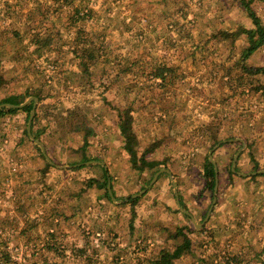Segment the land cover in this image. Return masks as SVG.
Here are the masks:
<instances>
[{
	"label": "rangeland",
	"instance_id": "374dc122",
	"mask_svg": "<svg viewBox=\"0 0 264 264\" xmlns=\"http://www.w3.org/2000/svg\"><path fill=\"white\" fill-rule=\"evenodd\" d=\"M74 5L75 17L91 9L78 22L96 57L88 75L72 53ZM251 6L264 26V0ZM50 19L54 49L33 54L31 35ZM252 27L238 0H0V100L26 97L41 138L25 133L22 109L0 118V250L11 262L154 264L184 234L190 251L169 264H264V76L240 67L264 65V43L243 58ZM158 64L173 74L152 78ZM75 108L91 133L72 131ZM125 110L151 169L131 165ZM206 159L217 188L204 220L214 198L200 179ZM102 165L112 201L85 186Z\"/></svg>",
	"mask_w": 264,
	"mask_h": 264
},
{
	"label": "trees",
	"instance_id": "16d2710c",
	"mask_svg": "<svg viewBox=\"0 0 264 264\" xmlns=\"http://www.w3.org/2000/svg\"><path fill=\"white\" fill-rule=\"evenodd\" d=\"M67 1V0H66ZM71 1V0H68ZM239 5L241 8L248 14V16L251 18V21L253 23L252 28H244L243 32L246 36L247 46L244 48V56L245 59L249 55H251L254 51H256L263 43H264V26L260 22V18L256 15L255 11L253 10L251 3L253 0H238ZM69 5V4H68ZM74 10L72 15L71 24H74L76 26L75 31V38H73V49L72 53H74L75 57H78V66L81 68V72L83 74H89V66L91 65L90 62H87V59H90L91 62L96 60L95 55H93V52L86 49V46L91 42L92 36L83 30V26L78 24L81 19L88 18L91 16V9H87L86 17L83 18V12L76 16L79 13V6H73ZM50 25L49 27H45L43 30H38L32 33V38L30 39V43L33 46L32 53L36 55H40V52L43 53L45 51L52 52L54 49L53 46L56 43V39L60 35V28L57 26L54 20L50 19ZM15 37L17 39H22V36L18 32H14ZM80 46V48H78ZM80 50V52H79ZM125 67V66H124ZM121 67L119 69V72L126 71L127 68ZM240 67L242 69V72L247 75H260L264 76V65L262 66H256L254 68H249L243 60H240ZM174 69L166 64H158L155 67H152L149 74L152 76V78L161 80H164L168 75L173 74ZM6 83L5 77L2 75L0 71V87L3 86ZM29 95V94H28ZM264 95V94H263ZM29 96L35 97L38 101L42 100V97L39 93H34ZM21 98V99H19ZM26 97L22 95L12 94L8 97L2 98L0 100V118H2L5 114L14 113L17 110H24L27 113V116H29V108L30 105H24L21 108L16 107H7V106H1L4 103L8 104H20L25 100ZM34 100L32 101V103ZM70 117L71 120H73L72 124V131H83L85 134L91 133L92 129L91 127H88L84 124L82 118L78 119L79 113L77 109L70 110ZM77 118V120H75ZM39 120V116L37 112L34 114L31 126H30V134L33 140H41L39 129L35 128V123H37ZM119 131L123 138L124 143V149L129 155V159L131 162V165L137 169V172L143 171L145 168L151 169L153 167L152 162H147L143 158V156L139 155L137 152V140L135 133L132 129L131 125V115L130 113L125 110L123 115L121 116L120 122H119ZM25 133L26 130H25ZM211 139L213 140L211 142V145H214L218 142V139L216 138V132H212ZM213 143V144H212ZM237 144H240V142H237ZM44 147L47 149V146L44 144ZM47 166H49L48 163H46ZM86 166L83 162H80L76 164L74 168L77 167H83ZM90 166V165H89ZM102 179L99 180L98 178H88L85 181L86 188L93 187L96 185L99 188H104L103 194L107 198V200L112 201V196L109 194V189L107 185L109 183V177L107 174V169L104 165H102ZM215 167L214 164L209 160H204L202 166H201V174L200 179L204 180V184L206 189H209L211 193H213V187L215 184ZM231 172V171H230ZM112 185H110V189ZM131 200V199H130ZM178 232L180 229L177 230ZM82 251V250H80ZM190 251V240L186 237V235L183 234V242L179 245H177L173 250H167L163 249L159 252L160 256L159 258L154 260V264H169L173 259L180 257L184 253H189ZM0 264H13L11 262L10 256L6 254L5 252L0 250Z\"/></svg>",
	"mask_w": 264,
	"mask_h": 264
},
{
	"label": "water",
	"instance_id": "95a60500",
	"mask_svg": "<svg viewBox=\"0 0 264 264\" xmlns=\"http://www.w3.org/2000/svg\"><path fill=\"white\" fill-rule=\"evenodd\" d=\"M30 99H33L34 100V102H36V98L35 97H31ZM27 101H29V100H27ZM27 102H24V103H22V104H17V105H14V104H8V103H4V104H2L1 106H7V107H22V106H24L25 104H26ZM33 115H34V108H32L31 109V111H30V113H29V117H28V123H27V133L28 134H30V123H31V120H32V117H33ZM38 144H40V146H42L41 145V143L39 142V141H36ZM42 151H43V149H42ZM44 153V152H43ZM237 154H238V152L235 154V157L237 156ZM49 160V159H48ZM49 162L51 163V161L49 160ZM213 162V161H212ZM161 171H166L167 172V170L166 169H161L160 171H158V172H156L155 173V175L153 176V178H152V180L150 181V184L156 179V177L158 176V173L159 172H161ZM216 171V170H215ZM215 184H214V187H213V194H214V198H213V200H212V203H211V205H210V207H209V209H208V211H207V214H206V216H205V219L204 220H206L207 219V217H208V215H209V213H210V211H211V208H212V206H213V203L215 202V191H216V188H217V173L215 172ZM170 178L172 179V176L170 175ZM172 181H173V179H172ZM107 187H108V189H109V194H110V185L108 184L107 185ZM134 195H139V193H137V194H134ZM175 196L177 197V194L175 193ZM184 212H186L185 210H183ZM187 213V212H186ZM188 214V213H187Z\"/></svg>",
	"mask_w": 264,
	"mask_h": 264
}]
</instances>
